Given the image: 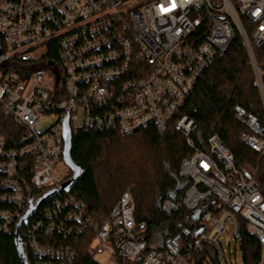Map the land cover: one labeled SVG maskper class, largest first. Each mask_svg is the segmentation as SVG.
<instances>
[{
    "label": "built area",
    "instance_id": "built-area-1",
    "mask_svg": "<svg viewBox=\"0 0 264 264\" xmlns=\"http://www.w3.org/2000/svg\"><path fill=\"white\" fill-rule=\"evenodd\" d=\"M236 34L258 76L253 50L264 45V0H0V112L16 130L9 141L0 135V235H14L30 207L55 192L20 228L35 264H74L76 249L55 240L75 243L86 231L94 235L88 253L108 264H195L202 253V264H237L231 243L237 252L240 223L264 264V196L215 135L207 152L181 163L189 214L158 249L129 191L98 223L61 189L71 178L66 122L71 135L174 127L192 147L196 125L181 111ZM233 111L246 130L241 142L263 156L257 117L239 105ZM178 209L162 207L166 215Z\"/></svg>",
    "mask_w": 264,
    "mask_h": 264
},
{
    "label": "trees",
    "instance_id": "trees-1",
    "mask_svg": "<svg viewBox=\"0 0 264 264\" xmlns=\"http://www.w3.org/2000/svg\"><path fill=\"white\" fill-rule=\"evenodd\" d=\"M240 22L246 34L249 33L248 22L244 18ZM253 51L258 76L236 34L224 56L215 60L196 82L181 111L196 125L190 136L192 147L174 127L163 134L149 127L127 136L114 131L78 129L72 135L70 153L71 177L74 172L76 176L68 195L81 201L100 223L130 188L137 220L146 224L150 243L159 235L171 236L186 224L189 214L182 207L187 185L179 178L181 163L191 157L194 150L207 152V138L215 135L234 156L235 167L254 178L264 196V155L241 142L240 136L246 130L235 120L233 111L239 105L256 116L263 127L264 139V45ZM15 132L11 120L0 112V135L9 141ZM166 201L180 209L166 215L162 210ZM22 233L21 230L20 239ZM93 237L86 231L75 243L60 239L55 243L76 249L74 264H99L88 253ZM20 242L25 263L35 264L24 241ZM239 251L241 264H258L260 246L246 232L243 223L239 228ZM192 260L202 264L204 253ZM0 264H22L12 234L0 235Z\"/></svg>",
    "mask_w": 264,
    "mask_h": 264
},
{
    "label": "water",
    "instance_id": "water-1",
    "mask_svg": "<svg viewBox=\"0 0 264 264\" xmlns=\"http://www.w3.org/2000/svg\"><path fill=\"white\" fill-rule=\"evenodd\" d=\"M71 148H72V135L70 132V128H69V124L68 122H66L65 124V128H64V156H63V160L64 163L66 164V166H68V168L70 169L72 167V160L70 158V153H71ZM71 170V169H70ZM75 176L76 173L74 172L72 177L70 178V180L65 183L64 185H62L61 189L63 191H70V189L72 188L74 182H75ZM55 192L52 193H48L46 195H44L35 206L30 207V210L28 211V213L25 215V217L20 221V223L18 224L17 228H16V232L14 234V240H15V245L17 248V251L22 259V264H26L25 261L23 260V256H22V249H21V242H20V237H19V231L21 228L22 224H27L28 220L36 213V211L45 203L47 202L50 198H52L53 196H55Z\"/></svg>",
    "mask_w": 264,
    "mask_h": 264
},
{
    "label": "rangeland",
    "instance_id": "rangeland-1",
    "mask_svg": "<svg viewBox=\"0 0 264 264\" xmlns=\"http://www.w3.org/2000/svg\"><path fill=\"white\" fill-rule=\"evenodd\" d=\"M50 123V120H45V121H43L42 122V124L44 125V126H46V125H48ZM81 125V122H79V123H77V124H75L74 126L75 127H79ZM252 174H254L255 173V171H251V170H249ZM126 191H129L130 192V188L129 189H127ZM125 191V192H126ZM131 193V192H130ZM160 236V237H159ZM157 238H156V240L152 243L153 245V247H154V249H158L159 248V246H160V243H161V238H162V236L161 235H159ZM229 237H222V242H223V244H225V243H227L228 241H229ZM231 249H232V252L233 253H235L234 255H233V253H232V255H233V259H234V257L236 258V261H237V264H241V253H240V251H239V249H238V251L237 252H235V243L234 242H232L231 243ZM229 258V257H228ZM228 258H227V260H228ZM95 260L99 263V264H108V261H107V259H106V257L105 256H96L95 257Z\"/></svg>",
    "mask_w": 264,
    "mask_h": 264
}]
</instances>
